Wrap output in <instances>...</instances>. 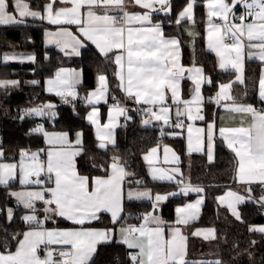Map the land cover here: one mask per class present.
Segmentation results:
<instances>
[{
    "label": "snow or ice",
    "instance_id": "obj_1",
    "mask_svg": "<svg viewBox=\"0 0 264 264\" xmlns=\"http://www.w3.org/2000/svg\"><path fill=\"white\" fill-rule=\"evenodd\" d=\"M57 0H49L44 5V14L30 9L25 0H0V25H15L25 23V18L47 19L51 24L63 25L74 24L78 26L82 37L91 41L99 51L107 55L113 50H118L114 57L117 65L116 77L120 81L121 87L129 98H134L136 103H143L149 106L163 105L166 93L170 91L171 99L176 107L177 122L174 127H184L181 116H186L188 120H204L202 112L201 83L204 80L202 69L198 67L185 68L179 62V41L175 38H166L160 24H152V12L171 10L170 0H131L135 6H139L146 11L141 13H130L125 6V0H59L62 5L70 7H59L54 9ZM195 0H190L179 17L177 24L187 19H193V6ZM157 5L159 7H157ZM242 5L244 13L239 17L235 16L234 8ZM208 17V48L219 57V67L222 70L234 69L237 73L235 81L244 82L243 61L245 48L249 51V58L258 57L264 61V0H208L206 5ZM100 9L98 12L97 10ZM83 10V11H82ZM118 14H112V13ZM219 18L221 23H214L213 18ZM231 17V19H230ZM249 18L250 21H249ZM240 23H235V20ZM140 25L134 27L132 25ZM148 25V26H145ZM50 38L62 46V50L71 49L66 54L79 55V47L82 45L80 37L73 35L66 28H61L56 33H49ZM226 38L231 43L226 42ZM245 38L247 43L245 42ZM51 42V40H50ZM251 50H257L255 52ZM20 59L34 60V57H3L4 61ZM188 73L195 85L194 95L191 100H181V80ZM74 74L61 69L57 73L55 80H49L48 91H55L56 95L65 98H76ZM100 87L89 94L86 98L89 103L93 98L99 101L107 93V79L104 75L98 77ZM235 81L222 83L219 85V92L215 98L218 105L221 101H232L230 105H223L226 111L250 117L248 120H241V126L221 127L219 135L226 142L227 147L237 158L236 178L238 182L251 185L259 183L264 187V110H257L251 105L236 104L230 94V90ZM211 83L209 79L207 81ZM18 81L0 80V87L16 86ZM32 83H37L32 81ZM259 94L264 100V74L259 80ZM211 102V98L210 101ZM180 105L184 106L181 111ZM191 105H196L195 114ZM54 105L48 104L41 108L30 109L26 115H45V108H52ZM118 115L125 113V109L119 105L114 106ZM150 116L143 121L144 124L151 123L152 119L169 123L170 108L163 106L159 112L153 107L144 109ZM55 115V113H52ZM96 109L89 114L88 119L97 125V136L100 147H106L103 141L114 143L111 129L114 127L110 116L109 123L100 128L97 119ZM247 126H244V125ZM215 122L207 123V130L203 128L195 129L196 146L193 147V128L188 125V146L189 151H201L204 138L207 139V155L212 160L213 135ZM34 131L43 133L42 127H37ZM79 135V134H78ZM50 144L66 143V134H61L54 139H49ZM76 143L79 145L80 140ZM79 149L68 150L58 148L47 152V160L42 162L37 153L30 156L27 152L21 153L19 164L0 163V185H8L10 181L19 176L22 185H41L45 181L41 179L44 173L48 181L54 187L44 191L14 192L18 202L22 203L32 214L25 215L22 219L26 223H35L36 228L23 233V239L18 241L15 252L5 251L0 253V264H91L96 246L100 242H106L111 238V229L93 230L81 228L79 230H48L44 229L42 221L35 215L36 201H43L46 207L43 209L44 219H51L52 216L65 218L76 225H85L86 222L99 219V214L103 212L111 213L113 223L119 218L122 211V183L126 176L131 175L125 171L117 157H113L110 165L111 173L106 177H96L91 183L86 176L78 175L75 169L74 157L79 154ZM158 149L152 148L144 160L151 166L155 161ZM171 151L167 146L164 148V162L169 163L167 153ZM0 151V159L3 158ZM176 161V157L173 153ZM27 158V161H26ZM153 179L172 181L176 179L175 174L180 173L179 168H172L170 171L159 168H151ZM182 175V174H181ZM35 177V179H33ZM182 182V181H178ZM137 183H140L137 181ZM181 191L187 195L188 192H202L199 187L185 185ZM248 199H251V187ZM50 193V198H45V194ZM172 193L170 195H174ZM129 198L135 195L136 198L153 199L149 191L131 193ZM168 197L157 194L154 197V207ZM246 198L229 191L226 197H220L221 204H226L232 214L240 219L237 205L244 202ZM264 203V195L260 201ZM202 198L195 203H189L184 207L177 208V225H188L198 218ZM51 214V215H49ZM8 218H12V209H8ZM144 224L139 228L128 227L121 229L122 242L130 249H138L135 253H130L132 264H220L219 261H192L186 259L187 237L181 232L180 227H171L167 238L165 229L162 226L165 222L159 217L148 214L144 217ZM149 223H154L155 227H149ZM252 231L264 233V227L251 228ZM193 235H204L205 239H214V230H197ZM13 239H16L14 236ZM60 246L55 258V249L51 246ZM41 246L44 249V256L39 255Z\"/></svg>",
    "mask_w": 264,
    "mask_h": 264
},
{
    "label": "trees",
    "instance_id": "obj_2",
    "mask_svg": "<svg viewBox=\"0 0 264 264\" xmlns=\"http://www.w3.org/2000/svg\"><path fill=\"white\" fill-rule=\"evenodd\" d=\"M31 7L42 9L46 0H27ZM188 0H172V13L158 15L165 23L175 20L177 13ZM205 0H197L195 6V21L201 31V36L190 39L185 36L179 26L166 25L167 34L180 37L183 50V63L189 65L192 56V45H195V62L204 67L205 72L211 77L212 84L205 86L206 101L204 106L205 121H214L221 107L216 105L210 96L216 91L220 82L231 81L235 73L221 71L217 67L214 53L207 50L204 38V24L206 21ZM45 22H31L15 25H0V80L18 81L16 86L0 87V147L3 148L4 158L18 160L21 150L37 149L44 145L43 133H29V128L34 120L21 118L17 109L22 106L45 101L54 97L45 92V79L52 76L63 65H76L83 69L84 79L80 87L83 95L87 90L96 86V76L105 73L110 85V100L118 95L121 101L124 96L117 86L116 65L109 56L102 55L95 47L90 46L82 51L78 58L69 59L53 47L45 46ZM33 51L35 62L32 64L4 63L3 52L6 51ZM262 62L249 60L245 69V84L241 89L246 91V99L256 101L259 87ZM36 81L37 83H32ZM185 94L190 90V84L184 83ZM239 84L234 83V86ZM131 105L132 103L128 102ZM256 103V102H255ZM130 118L123 122L118 129L117 142L113 146L101 149L97 145L94 127L85 117L88 106L78 99L74 104L60 102L54 124L49 129L65 130L71 134L76 130L83 132V152L77 159L78 170L82 174L95 176L106 173L113 157H120L131 175L129 179L135 183V178H140V184L151 187L155 191L168 193L178 187L175 183H161L152 181L147 173L142 154L149 148L159 143L160 127L145 126L142 118L136 111L129 107ZM134 110V111H133ZM163 141L170 143L179 152L183 163L186 165L188 156L185 150L183 137H164ZM215 160L209 162L206 155L194 154L190 156V179L195 187L203 189L205 204L200 218L193 222V226L212 227L216 231V239L209 244V258L196 256V240L190 236L188 261H219L220 264H264V236L258 231L250 230L253 225L264 223V203L260 201L262 190L255 193V198L246 201L240 206V219H237L230 209L217 200V195L223 190L236 185L237 158L226 146L223 140L215 136ZM17 181L8 185H0V242L7 245L10 250L14 248L21 230L24 228L20 215L23 206L16 208V213L11 222L6 219L5 208L11 204L13 197L10 189L19 187ZM190 198L193 195L189 196ZM184 198L170 197L162 206L163 215L172 221L175 217L176 206L183 203ZM151 201L131 200L125 203V216L113 224L107 216L103 215L94 224L96 226H117L118 223H134L138 214L148 213L152 210ZM49 225L50 222H47ZM58 225H70L60 222ZM14 234H13V233ZM13 234V235H12ZM9 236V237H8ZM16 239H13V237ZM128 249L123 243L116 240L98 245L91 264H129L131 259Z\"/></svg>",
    "mask_w": 264,
    "mask_h": 264
},
{
    "label": "crops",
    "instance_id": "obj_3",
    "mask_svg": "<svg viewBox=\"0 0 264 264\" xmlns=\"http://www.w3.org/2000/svg\"><path fill=\"white\" fill-rule=\"evenodd\" d=\"M26 3L29 4L30 6V9L33 10V11H39L41 12L42 14H44V6L42 9H36V8H33L31 7L30 5V2L25 0ZM49 0H46L45 1V4L48 3ZM171 2V10L168 11V12H164V11H159V12H152V24H160L161 26V29L163 31V34L166 38H175L179 41V62L182 66H184L185 68H191V67H198V68H201L202 69V75L204 77V80L202 81L201 83V96L203 97V100H202V112L201 114L204 115L205 117V111H204V106H205V101H206V95H205V91H204V88L205 86H208V85H211L212 84V79L211 77L205 72V69L202 65L200 64H197L195 62V58H194V54H195V45H192V56H191V62L189 65H186L183 63V50H182V45H181V40H180V37L178 35H173V34H167L166 33V29H165V26L166 25H169V26H179L180 27V30L181 32L187 36L188 38L190 39H196L198 38L199 36H201V31L199 29V26L198 24L196 23L195 21V6L197 4V0H195V3H194V6H193V19L192 20H183L181 21L180 24H177L176 23V20L177 18L179 17V13L183 11V9L186 7V5L190 2V0H188L186 2V4L181 8V10L177 13V16L175 18V20H169L167 23H165L161 18L159 17H155V16H158V15H165V14H171L172 13V0H170ZM207 2L208 0H205V14H206V21H205V24H204V38H205V46L207 48V50L211 51L209 48H208V17H207ZM229 3H231V0H228ZM44 4V5H45ZM71 5H62L59 3V0H57V3L54 5V9L55 8H59V7H70ZM125 6L127 8V11H129L130 13H143L144 11H146L145 9L139 7V6H135L131 3V0H125ZM241 6V5H237L235 8H234V13L236 12L237 8ZM157 7H159L157 5ZM83 11V10H82ZM98 12L100 11V9L97 10ZM112 14H118V13H112ZM231 19V17H230ZM251 18H249V21H250ZM31 22H45L47 24L46 28H45V31H44V42H45V46L47 47H53L55 48L57 51L61 52L64 56H66L67 58L69 59H74V58H78L81 56L82 54V51L85 49V48H89L90 46H93L95 47L98 51L99 49L96 47L95 44H93L91 41L87 40L86 38L82 37L81 34L79 33V29H78V26L77 25H74V24H63V25H54V24H51L46 18L45 19H39V18H32V17H27L25 18V23H31ZM213 22L214 23H221V21L219 20V18H216L214 17L213 18ZM235 23H240L239 20H235L234 21ZM134 27H138L140 25H132ZM145 26H148V25H145ZM61 28H66L68 29V31L72 32L73 35L77 36V37H80L81 40H82V45L81 47H79L78 51H79V55H76V54H66V51L67 52H71V49H68V50H62V46L57 44L55 42V39L54 38H50V36L48 35L49 33H56L58 32ZM51 40V42H50ZM245 42L247 43L246 41V38H245ZM249 49L246 47L245 48V54H244V61H243V79H244V82L243 83H240L238 81H235V77L237 75V73L235 72L234 69H231L229 68L228 70H222L220 69L219 67V57L216 56L215 52L211 51L212 53L215 54L216 56V60H217V67L219 70L221 71H230V72H233L235 73V76L234 78L231 80V81H227V82H220V84L222 83H229V82H232V81H235L234 83H237L239 84L238 86H234V83L232 85V88L230 90V94L231 96L234 98V101L236 104H240V105H251L254 107L255 105V102H262L264 103V100L261 99L260 97V94H259V87H258V91H257V95H256V101H252V100H248L246 99V91L245 89H241L242 86H244L245 84V69H246V63L247 61L249 60H257V61H260L262 62V66H261V72H260V78H261V75L264 74V61H261L258 57H252V58H249ZM253 52L257 51V50H251ZM100 52V51H99ZM101 53V52H100ZM102 54V53H101ZM118 54V50H113L112 52H109L107 54V56H109L113 62H114V57L115 55ZM4 55H8V56H11V55H21V57H34V60H28V59H24L23 61H16L17 63H14V61H11V60H8V61H4V63H13V64H32L35 62V53L33 51H6V52H3L2 56ZM104 55V54H102ZM106 56V55H104ZM3 59V58H2ZM116 65V64H115ZM61 69H64V70H67L68 72H71L74 74L73 76V79L75 81H77L75 83V92H76V98L72 99L74 101H77L78 99H80L83 104L85 106H88V110L85 114V117H86V120L92 124V126L94 127V132H95V137L97 139V143L100 144L102 141H100L98 139V136H97V132H98V128H97V125L93 124L89 119H88V116L89 114H91L93 112L94 109L97 110L98 112V116H97V119L99 121V125H100V128L103 130V131H107V130H104L103 129V125L105 124H108L109 123V118L111 116L112 118V122L114 124V127L111 129V132H112V140H114V143H109L107 140L103 141V143H105L106 147L108 146H113L116 144L117 142V133H118V129L121 127V125L123 124L124 121L128 120L130 118V112L131 110L129 111V109L123 105L122 103L118 102L116 104L112 103L111 100H110V85H109V80H108V76L107 74L105 73H99L97 74L96 76V86L87 90L86 93H84L83 95H81L80 93V87L82 86L83 84V79H84V73H83V69L81 67H78L76 65H63L61 67H59L56 72L45 79V82H44V88H45V92L47 94H50L54 97H51V98H56L58 99L60 102H63L65 101V98L61 97V96H58L56 95L55 91H52V92H49L48 91V88H49V84H48V81L49 80H55L56 79V76H57V73L60 72ZM116 71H117V65H116ZM101 75H104L107 79V93L105 95L104 98L100 99L99 101L95 100V98H93V102L92 103H89L88 100L86 99L90 93L96 91L99 87H100V82L98 80V77L101 76ZM188 73L186 72L185 73V78L181 80V91H180V99L181 100H191L192 99V96L194 95V83L191 79H188ZM211 80V83H208L207 81L208 80ZM116 80H117V86L119 88V90L121 91L122 95L124 96V99L127 100L128 102L132 103L133 105H145L143 103H136L135 102V99L134 98H129L126 94V92L121 88L119 87V84H120V81L118 80V78L116 77ZM185 82H188V84H190V90H189V93L186 95L185 94V90H184V83ZM219 85L216 89V91L212 94V96H210L209 98H211V100L215 103V98L217 96V93L219 92ZM67 98H70L67 97ZM232 103V101H221L220 104L218 105L217 103H215L216 105L220 106L221 107V111L220 113L218 114L217 116V124L215 129H214V135H213V153H212V160L210 161L208 159V155H207V139H206V136L204 138V142H203V145H202V149L201 151H189V146H188V136H189V133H188V125H191L192 128H193V132H192V138H193V147L195 148L196 146V132H195V129L197 128H203L205 130H207V123L204 120H188L186 118V116H181V117H185L186 118V122L184 123V127L182 128H176L174 126H168L167 124H164L163 121H162V125H154V124H144L145 126H158L160 127V135H159V143H157L156 145H154L153 147L149 148L146 152H144L142 154V158H143V161H144V164L146 166V170H147V173L150 177V179L152 181H155V182H161V183H175L178 185V187L168 193H165V192H159V191H155L153 190L151 187H148V186H143L141 185L140 183H132L129 179V176H126L125 177V180L123 181L122 183V188H123V196H122V211L119 213V218L116 220L115 223H113L112 221V216H111V213H108V212H103V213H100L99 214V219L105 215L108 217L109 220H111V222L113 224H116L117 222H119V220L121 218H123L125 216V203L127 201H131V200H139V201H151L152 205H153V208L150 212L148 213H144L143 215V218H142V224H144V217L148 214H151L153 216H157L159 217L162 221H164L165 223L162 225L165 229V237L167 238L168 234H169V230L171 227L175 226V227H180L181 229V232L184 236L187 237V241H186V244H187V256H186V259H188V254H189V240H190V236H193L196 240V252L201 255V257H204V259L206 258H209L208 254H209V244H211V242L216 239V231L214 228L212 227H207V226H193V222L197 221L200 216H201V213H202V209H203V206L205 204V196L203 194V191L202 192H188L187 195H185L181 189L185 187V185L187 184H190L192 187H195L192 185L191 183V179H190V170H191V167H190V156L191 155H194V154H200V155H206L207 159L209 160V162H212L215 160V156H216V151H215V145H216V140H215V136L216 134L218 135V137H220L219 135V128L221 127H238V126H241V120H248L250 117L248 116H242L241 114H236V113H231L229 111H226L225 107L223 105H230ZM119 105L120 108H123L125 109V113L122 114V115H118L117 112L114 110V106L115 105ZM163 106H167L170 108V112H169V117L170 119H174V120H177V117H176V105L173 104L172 102V99H171V93L170 91L166 93V97H165V103L163 105H156L154 106L155 107V111L159 112V109ZM191 107L193 108V113L195 114V108H196V105H191ZM180 108H181V111L184 110V106L183 105H180ZM209 122H213V121H209ZM244 126H247L246 124ZM46 133H48V136L46 137L44 135V145L42 147H40V150L42 152L41 153V161L44 162L47 160V152L50 151V150H54V149H58V148H66L68 150H77L79 149V154L76 155L74 157V163H75V169H76V172L78 175H81V176H86L89 178V181L91 183V181L96 178V177H106L107 174H110L111 173V168H110V165L112 164L113 160L110 162V165H109V168L107 170L106 173H103V174H99V175H95V176H89V175H86V174H82L79 170H78V166H77V159L79 157V155L83 152V132L82 130H76L74 131L73 134H71L69 131H65V130H56V129H48L46 131ZM61 134H66V143H63V144H60V143H54V144H50L48 141L49 139H54L55 137H58L60 136ZM79 134V135H78ZM183 137L184 140H185V150H186V154L188 156V160L186 161L187 164L185 165L183 163V160L181 159V156L179 154V152L174 148L173 145H171L170 143H167L165 141H163L162 139L164 137ZM221 138V137H220ZM77 139L80 140V144L78 145L76 143ZM222 139V138H221ZM223 140V139H222ZM225 144L226 142L223 141ZM165 146H167V148H169L171 151H169L167 153V156H168V161L169 163H165L164 162V156H165V153H164V148ZM227 146V144H226ZM156 147L158 149L157 153H156V156H155V163L153 165H149L145 160H144V156L147 155L149 153V151ZM106 149V148H105ZM3 154H4V151H3V148L1 149ZM173 153H175L176 157H179V160L176 161L175 158L173 157ZM4 156V155H3ZM118 158V161L119 163L124 166L125 168V171L127 173H129L126 165H125V162L118 156H116ZM179 168L180 170V173H177L175 174L176 176V179L175 180H172V181H168V180H159V179H153L152 177V173L150 171L151 168H159V169H164L166 171H170L172 168ZM182 174V175H181ZM45 177L46 175L44 174L43 176H41V179H43L45 181ZM47 178V177H46ZM235 180H236V185L234 187H229V188H226L225 190H223L221 193H219L217 195V200L218 202L220 203L219 201V198L220 197H226V194L231 191V192H234L240 196H244L246 199L244 200V202L238 204L236 207H237V211L240 213V206L242 204H244L246 201L248 200H251V199H254L255 198V193H257L258 191H261L262 190V195H264V187L261 186V184L259 183H252L251 185L249 184H246V183H241V182H238V179L235 177ZM12 181H15V180H12ZM10 181V182H12ZM178 181H182V182H178ZM18 182V181H17ZM20 184V183H19ZM27 187H30L29 190L30 191H44L45 189H48V188H51V187H54V184L51 182V181H47V185H45V182L41 185H22L20 184L19 187H16V188H12L10 189V196L13 197V200L15 201H18L16 196L12 195V193L14 192H21L22 190H24L25 188ZM251 187L252 191H251V199H248L247 197L249 196V192L247 191V189ZM144 191H149L153 197V199H147V198H136L135 195H133L132 198H129V192L135 194V193H138V192H144ZM172 193H175L174 195H170ZM159 194V195H166L168 198L162 202H160L158 204V206H155L154 207V197ZM190 195H193V197H189ZM261 195V196H262ZM180 197L182 196L184 198V201L183 203L179 204L176 206V210L177 208H181V207H184L186 206L187 204L189 203H195V201L197 199H201L203 200V203L200 205V210H199V214H198V218L192 222H190L188 225H177L176 224V221H177V218H178V213L177 211L175 210V217L172 221H169L162 213V206L167 202V200L170 198V197ZM260 196V198H261ZM45 198H50V193H46L45 194ZM35 204H38V205H44L46 207V205L43 203V201H36ZM221 204V203H220ZM224 206L227 207L226 204H222ZM22 206V203L21 205ZM16 206H13L12 208V218L11 220H9V218L7 217L8 215V209L5 208V213H6V219L8 222H11L12 219L14 218L15 216V213H16ZM155 209L158 210V212H155ZM25 211V212H24ZM231 211V210H230ZM29 214H32V212L30 211V209H24L23 210V213H21L20 215V218L21 220H23L22 218L25 216V215H29ZM51 215V214H49ZM127 218V215L124 217V219ZM97 219V220H99ZM97 220H93L91 222H86L85 225L81 226V225H76L74 224L73 222L65 219V218H62V217H59V216H52L51 219H49V222L50 224L49 225H43V228L44 229H48V230H79L81 228H86V229H93V230H106V229H111V238L106 241V242H100L97 244L96 246V251H97V248H98V245L101 244V243H107V242H111L113 240H116L120 243H123L122 242V235H121V229L123 228H128V227H136V228H139L141 225L137 226L134 223H129V222H124V223H118L117 226H96L94 223L97 221ZM68 222L70 225H67V226H64V225H58V223L60 222ZM149 227H155L156 225L154 223H149L148 225ZM261 227H264V223H261V224H255L253 225L252 228H261ZM36 228V226H24V228L21 230L20 232V236L19 238L17 239L16 243H15V246L13 249H9L7 248V251H10V252H15L16 251V248H17V244H18V241L19 240H22L23 239V233L25 232H28L32 229ZM205 229H213L214 230V236L215 238L214 239H205L204 238V235H200V236H196V235H193L194 232H196L197 230H205ZM259 232V231H258ZM13 233V232H12ZM262 233V232H260ZM14 234V233H13ZM12 234V235H13ZM263 236H264V233H262ZM9 237V236H8ZM125 245V247L128 249V254H129V257H130V253H135L136 251H138V249H130L127 244L123 243ZM5 251V248L3 245H1V242H0V253L4 252ZM96 253V252H95ZM95 253L93 254V257L95 256ZM40 255V254H39ZM41 256V255H40ZM92 257V259H93Z\"/></svg>",
    "mask_w": 264,
    "mask_h": 264
},
{
    "label": "built area",
    "instance_id": "obj_4",
    "mask_svg": "<svg viewBox=\"0 0 264 264\" xmlns=\"http://www.w3.org/2000/svg\"><path fill=\"white\" fill-rule=\"evenodd\" d=\"M243 13H244V8L241 5V6H239L237 8V10L235 12V16L239 17ZM226 42L227 43H231V40L226 38ZM74 102L75 101L71 97L67 98V102L64 101V103H68V104H74ZM118 102H120L123 105H125L128 109H129V107H132L136 111V113L142 118L143 121L145 119H149L150 118V116L145 113L144 109H146L147 107H153V109L155 111V107L154 106H149V105H131L130 106V104L128 103L127 100L124 99L123 101H121L120 98L118 97V95H115L114 98H113L112 103L116 104ZM48 104L54 105V107H52L50 109L49 108H45L44 109L45 115H42V116L26 115V112L28 110L34 109V108H41L44 105H48ZM59 104H60V101L58 99L49 98V99H47L45 101H39V102H36V103H31L29 105H25V106L20 107L19 109H17V115L19 117H21V118H28V119L34 120V124L29 128V133H32V134L38 133V132L34 131L38 126L42 127L43 131L46 132L50 128V126L54 124V120H55L56 116L52 115V113H56V110H57ZM254 108L257 109V110H264V103L257 102V103H255ZM180 120H183L184 123L186 122V118L185 117H180ZM176 122H177V120L169 119V123L167 125L168 126H174ZM150 124L162 125V121H156L155 119H152ZM1 143H2V141L0 140V144ZM47 181L48 180L45 177V185H47ZM137 181L140 182V178L139 177L135 178V182L136 183H137ZM35 207H36L35 215L39 218L40 221H42V225H46L47 222L49 221V219L48 220L44 219L45 213H44L43 209L45 208V206L44 205L35 204ZM2 211H3V209H2V207H0V212H2ZM143 215H144L143 212L138 214V216H137V218L135 220V224L137 226L141 225ZM23 225L24 226H30V227L31 226H36V224L34 222L33 223H26L24 220H23ZM51 247L53 249H55V251L53 253L54 257L58 258L57 253H58V251L62 250L61 247L60 246H56V245H53ZM39 254L41 255V257L44 256L43 246H41V250L39 251ZM129 264H132V261Z\"/></svg>",
    "mask_w": 264,
    "mask_h": 264
},
{
    "label": "rangeland",
    "instance_id": "obj_5",
    "mask_svg": "<svg viewBox=\"0 0 264 264\" xmlns=\"http://www.w3.org/2000/svg\"><path fill=\"white\" fill-rule=\"evenodd\" d=\"M5 56V55H4ZM4 56H2V58L4 57ZM11 56H14V55H11ZM15 56H17V57H21V55H15ZM11 61H14V63H17L16 61H21L20 59H15V60H11ZM6 81H8V80H6ZM2 148L0 147V151H2L1 150ZM22 152H27L28 154H29V156L32 154V153H37L38 154V156H39V159H41L40 157V155H41V153L40 152H42L41 150H40V148H37V149H31V150H28V149H23V150H21V152H20V155H19V158H18V160H8V159H5L4 158V156H3V158L2 159H0V163H16V164H19V161L21 160V153ZM26 161H27V158H26ZM15 181H18V183H20L19 182V176H17V178L16 179H14ZM30 185H32V184H30ZM34 185H36V184H34ZM29 188L30 187H27V188H25L24 190H22L21 192H29L30 190H29ZM36 191V190H35ZM22 206H23V204H22ZM6 208L7 209H12L13 208V206H10V205H8V206H6ZM23 208L24 209H27V208H25L24 206H23ZM25 212V211H24ZM8 215V214H7ZM8 217V216H7ZM209 253H210V251H209ZM196 256H200L201 257V255H199L198 253H197V255ZM202 258H204V257H202Z\"/></svg>",
    "mask_w": 264,
    "mask_h": 264
},
{
    "label": "water",
    "instance_id": "obj_6",
    "mask_svg": "<svg viewBox=\"0 0 264 264\" xmlns=\"http://www.w3.org/2000/svg\"><path fill=\"white\" fill-rule=\"evenodd\" d=\"M0 44H1V42H0ZM133 111H134V110H133ZM97 145L99 146L100 144H97ZM99 148H101V147L99 146ZM105 148H106V147L101 148V149H105ZM43 175H44V173L41 174V176H43ZM33 179H35V177H33ZM11 204H12L13 206H16V207H20V205H21L20 202L15 201V200H11ZM155 212H158V210L155 209Z\"/></svg>",
    "mask_w": 264,
    "mask_h": 264
}]
</instances>
